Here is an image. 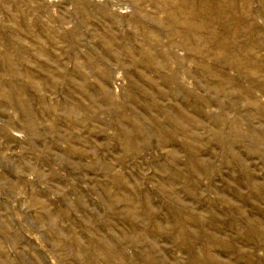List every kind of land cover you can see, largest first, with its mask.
Here are the masks:
<instances>
[{"label": "rangeland", "instance_id": "rangeland-1", "mask_svg": "<svg viewBox=\"0 0 264 264\" xmlns=\"http://www.w3.org/2000/svg\"><path fill=\"white\" fill-rule=\"evenodd\" d=\"M154 3L0 0L9 13H27L31 34L22 38L28 47L35 40L32 35L44 40L45 51L38 52L41 46L35 40L29 59L25 56L27 66L18 69L31 76L38 71L57 75L58 81L64 73L77 85L82 79L99 84L109 97V104L98 106L100 118L111 127L104 132L99 122L90 124L91 134L63 122L58 109V128L51 129L56 117L46 114L40 98L58 106L64 95L44 85L33 94L29 77L16 81L1 48L0 264H264V164L253 146L264 139V19L259 1L238 5L250 18L247 22L229 31L226 21L214 26L220 28L224 48H211L207 54L176 47L174 43L182 45L180 38L170 47L166 31L171 26L164 24V15H157ZM195 3L205 5V0ZM137 7L145 15L135 13ZM101 8L114 19H104ZM3 21L17 28L11 19ZM137 25L148 28L146 37L133 33ZM103 28L118 42L125 41V53L138 45L135 56L123 61L126 71L113 61L105 78L103 68L89 62L101 56ZM72 32L76 36L68 40ZM142 46L159 56V74L131 66L145 52ZM174 58L183 64L177 66ZM34 61L44 70L35 69ZM172 72L178 73L179 83L170 84ZM131 81L150 94L147 103L169 110L175 145H159L158 126L168 124L159 110L144 108L139 117L153 131L152 145L140 144L126 154L112 140L114 111L132 113L126 97ZM19 91L31 101L27 114L15 105ZM75 94L71 97L77 99ZM78 115L69 121L75 123ZM27 122L39 129L40 138L28 135L23 127ZM225 136L236 144L235 158ZM68 147L76 153L66 154ZM254 186L263 189L258 199Z\"/></svg>", "mask_w": 264, "mask_h": 264}, {"label": "bare ground", "instance_id": "bare-ground-1", "mask_svg": "<svg viewBox=\"0 0 264 264\" xmlns=\"http://www.w3.org/2000/svg\"><path fill=\"white\" fill-rule=\"evenodd\" d=\"M255 1H259L261 18L264 19V0ZM177 2L178 4H181L182 7L178 6ZM195 2L196 0H155L154 4L157 10V15H164V24L171 26V29L166 31L170 34V47L173 45V42L176 40V38H180L182 45H176L174 43L176 47H187L188 49L192 48L201 51L204 50V52L207 54V51H209L211 48L215 50L224 48L222 37L220 36V28L217 30V27H214L215 25L219 26L222 23V20L226 21L229 24L228 27H226V31H229L233 25L250 20L248 16L242 13L241 9H238V5H247V3L252 2V0H205V5L202 4L201 6H198ZM3 5L4 4H0V52L1 48L5 49L4 61L9 67L13 68L16 75V81L17 79L20 80V78L24 76L29 77L30 81L27 86L32 89V93L35 95L40 93L42 85L50 87V89H52L55 93L58 92V94L62 93L64 95V101L59 103L58 106L55 104H49L47 102L48 100H46L44 97L40 98L39 103L43 104V110L46 111V114L57 118L54 119L51 129L56 131L58 128L59 119L57 113L58 109H60L64 114L61 120L65 123L68 122L71 127H84L89 130V133L92 134L94 130L90 129V124L99 122L102 126V130L107 132V130L111 128L110 124L106 120H101V111L98 107L101 102H106V104H109V97L106 95L102 86L99 84L90 83L88 79H82L79 85H77L71 82V79L68 77V75L64 73L59 76V80L62 79V81H58L56 80L57 75H54L55 78H53L52 76H45L43 71L37 70L38 74L31 76V73L26 72L23 74V72L18 69V67L22 68L23 66H27L25 56L28 55L29 59L30 50L35 48V40H37V43L41 46H37L38 52L43 53L45 51V49L42 48L44 46V40L39 36L32 35V38L35 40H33L32 46L28 47L22 38L23 36H28L31 34L28 23H25L27 21V13L25 14L20 10H17L18 14L16 12L9 13V9L6 10ZM11 5H14L15 8L17 6L15 3ZM138 12H141V14ZM135 13H137L139 16L145 15L144 9H140L139 7H137ZM99 14L106 20L114 19V14L106 8H101L99 10ZM4 19H11V22H15L17 28L4 25ZM145 19L146 17H144L142 20ZM180 21L182 23H180ZM180 25H183L184 27L182 28L185 29H180ZM103 32L104 36L103 40L101 41L103 49L100 52L101 56L98 60L91 59L89 62L91 66L93 65L98 69L102 67L104 71L101 77L105 78L107 77L105 72H109V66L113 61L116 62L121 69L126 71V68L128 67L123 61L129 57L135 56V51L138 50V45L136 42V44H134L135 46L133 45V49L130 47L128 49L130 52L125 53V41L122 43L118 42L115 35L110 34L106 28H103ZM75 33L76 32L70 33L68 36H66L67 39L69 40L75 37ZM133 33L141 34L142 36L146 37L147 34L145 33H149V30L145 25L144 27L137 25ZM140 50L145 52L140 55L139 60L133 59L131 66L135 67V69L146 67L150 70H145V72L147 74H151V72L156 68V61L158 62L159 56L150 54L147 52L150 49L144 48L143 46L140 48ZM34 55L37 56L38 54L35 53ZM90 55L91 53L88 54V56L92 57ZM174 59L177 62V66L183 64L181 59ZM28 63H31V61L29 60ZM33 63L35 69L44 70L42 64H39L40 62L34 61ZM154 73L159 74V70L155 69ZM74 74L75 73H72L70 76L74 77ZM201 74H204V72H201ZM40 75H42V77ZM142 76L144 80H148L147 76ZM178 80V73L172 72V75L169 77L170 84L179 83ZM148 81H150V79ZM131 83L133 82L131 81ZM131 87L132 90L126 94V97H128L127 100L130 102V104L133 105V108L131 109L132 113L126 114L120 110H115L114 113L112 112L114 117L112 123L116 126V132L113 133L112 140L117 142V145L122 147L126 154L129 153L127 152L128 150H133L134 148L136 149L140 144L147 146L152 145L151 135L153 134V131L150 132L146 125L142 122V119L139 117V113L142 108L151 111L159 110L157 104H149L146 102L150 100V94L143 92L141 87L136 86L134 83ZM74 94L77 99L73 97ZM71 95L73 96L71 97ZM15 100V105L17 106V109L20 110V113L27 114L29 111V103H31V101L27 100L21 91L16 93ZM80 100H85L86 105L82 104ZM258 108L261 109L259 105ZM80 111L81 113H79ZM167 111L159 110L164 118V121L168 125L161 124L158 126L156 124L159 128H157L159 130V145L163 149L175 145L176 141L174 137L177 135V133L171 132L173 118ZM73 115H78V120L75 123L69 121V118ZM23 127L31 137L40 138L42 135L39 129L34 127L32 123L30 124L27 122ZM104 135L107 136L106 133ZM214 137L218 140L221 138L218 135ZM224 139L228 145V153L231 154L233 158H235L233 152V148L236 146L235 142L233 141L228 143L230 140L228 136H225ZM253 146L256 148V152L254 154L257 156V159L264 164V139L261 138V140H256ZM46 150L51 151V146H46ZM76 151L77 150L74 148L68 147L66 154L70 156L75 154ZM79 153H81V151H79L77 154ZM197 165H200V163ZM254 188L257 195L255 197L258 199V195L262 194L261 192L263 189L260 188V186H254Z\"/></svg>", "mask_w": 264, "mask_h": 264}]
</instances>
